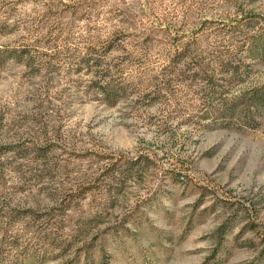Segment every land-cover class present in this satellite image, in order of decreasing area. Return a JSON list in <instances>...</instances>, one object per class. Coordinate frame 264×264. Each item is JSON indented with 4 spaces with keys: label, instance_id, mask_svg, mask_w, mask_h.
I'll return each mask as SVG.
<instances>
[{
    "label": "rangeland",
    "instance_id": "rangeland-1",
    "mask_svg": "<svg viewBox=\"0 0 264 264\" xmlns=\"http://www.w3.org/2000/svg\"><path fill=\"white\" fill-rule=\"evenodd\" d=\"M43 1L0 0V264H264V123L164 126L96 100L92 76L34 42ZM75 1L52 0L60 21ZM202 1L201 18L243 16L263 52L264 0Z\"/></svg>",
    "mask_w": 264,
    "mask_h": 264
},
{
    "label": "trees",
    "instance_id": "trees-1",
    "mask_svg": "<svg viewBox=\"0 0 264 264\" xmlns=\"http://www.w3.org/2000/svg\"><path fill=\"white\" fill-rule=\"evenodd\" d=\"M142 1L76 0L66 24L44 0L34 42L57 49L58 64L92 76L94 97L110 107L130 99L136 112L154 107L164 126L263 125L264 84H250L249 60L264 59V42L263 52L252 46L244 17L201 18L202 0Z\"/></svg>",
    "mask_w": 264,
    "mask_h": 264
}]
</instances>
